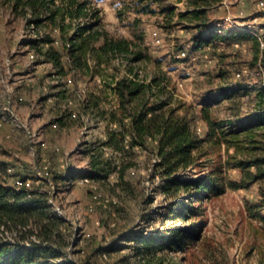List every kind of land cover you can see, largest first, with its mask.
Wrapping results in <instances>:
<instances>
[{"label":"rangeland","instance_id":"1","mask_svg":"<svg viewBox=\"0 0 264 264\" xmlns=\"http://www.w3.org/2000/svg\"><path fill=\"white\" fill-rule=\"evenodd\" d=\"M79 1H86L90 13L97 10L100 26L112 36L141 43L147 55L132 65L137 76L147 81L166 76L168 87L164 96L172 105H180V112L188 109L203 137L207 136V125L200 112L201 98L218 86L236 84L238 88L231 97L209 106L212 117L223 121L227 130L220 135L221 143L208 146L207 152L183 174L198 177L222 168L239 177V170L228 168L227 160L245 158L243 148L250 131H262L259 126L246 127L236 136L237 141L229 133L249 124V115L256 104L253 87L264 83V62L259 58L264 47L260 44V38L264 39L261 29L264 10L257 7L258 0H220L212 5L208 13L212 21L221 22L228 31L234 27L253 32L246 31V38L239 37L230 43L217 41L198 51L192 49L196 26L187 17H179L189 8L187 0ZM55 4L66 13L71 0H55ZM32 18L31 10H15L12 0H0V63L3 58L12 60L9 69L0 64V112L10 90L22 94L24 100L17 104L16 111L46 141V147L34 154L23 128L15 124L0 127V161L4 162L0 181L16 187L17 179L30 178L29 188L46 190L52 210L55 212V204L63 212V217L57 215L64 220L62 231L67 244L63 257L52 259L50 264H142L134 246H128L129 242L134 244L133 239L124 241L120 236L167 235L174 227L184 232L193 230L194 235L186 241L183 251L169 249L160 253L165 258L163 264H264V222L249 211V206L261 197L264 180L247 188L228 187L223 193L213 192L192 203L184 193L178 205L184 208L183 214L177 217L161 190L163 178L155 169L158 158L151 148H137L135 164L123 177L118 172L104 178L87 175L92 142L104 140L106 134L104 121L82 111L80 104L95 83L102 86L105 82L101 75H96L93 81L71 70L62 28L51 22L36 25ZM94 20L92 14L71 18L66 13L62 23L65 27L73 24L67 31L72 34L78 24ZM33 32L58 40L53 45L62 53L66 74L56 73L53 63L42 61L41 52L28 46ZM155 32L161 38L160 43L154 40ZM29 49L35 50V61H31ZM182 50L187 56L178 57ZM90 62L94 64L93 59ZM104 66L109 79L113 75H132L124 56ZM63 89L67 90L66 99ZM62 110L67 112L64 124L56 119ZM100 152L109 157L114 151L102 146ZM46 165L50 173L39 180L37 171L44 170ZM86 176L92 182L85 181ZM260 212L264 214V209ZM8 234L17 236V229ZM32 241L40 239L33 235L28 243Z\"/></svg>","mask_w":264,"mask_h":264},{"label":"trees","instance_id":"2","mask_svg":"<svg viewBox=\"0 0 264 264\" xmlns=\"http://www.w3.org/2000/svg\"><path fill=\"white\" fill-rule=\"evenodd\" d=\"M188 9L179 17L192 21L197 28L193 36L192 49L198 51L225 40L230 43L234 39L244 37L242 30L223 28L221 22L212 21L209 9L220 0H187ZM13 9L31 10L36 25L51 22L63 30L64 42L70 58V69L95 79L101 75L105 85L95 83L80 104V109L90 113L96 120L104 121L106 138L92 142L93 152L90 159L91 177H108L113 172L124 176L125 172L135 164L137 148L152 149L157 155L154 166L163 178L161 190L170 200L169 207L173 215L179 217L183 209L178 205L185 196L192 203L201 201L203 196L211 193H223L230 188H247L251 184L264 180V83L253 87L255 91V109L249 115L250 122L238 130H230L235 138L246 127L262 128L261 132L251 130L246 146V157L228 159V168L239 170V177H233L228 169H215L213 172L198 177L183 174L193 166L206 152L210 145L221 143V134L227 130L223 121L213 118L210 105L223 98L231 97L237 90L236 84H224L210 90L201 98V115L207 125V136L197 131L193 118L187 112H180V105H172L164 95L167 93V77H153L149 81L139 78L133 63L146 57V51L140 42L127 37H114L102 28L97 10L90 13L86 1L71 0L67 14L71 18L89 16L94 22L81 23L72 34L67 33L72 23L64 26L65 9L55 4V0H12ZM264 28V25L262 26ZM224 32V33H223ZM51 36L29 39L27 44L37 48L45 62L53 63L56 73L68 72L62 61V53L52 42ZM49 46L44 48V43ZM98 42H100L98 44ZM118 56H124L129 63L132 75L111 76L104 74L105 66ZM264 62V47L259 57ZM93 59L94 64L90 62ZM251 87V85H250ZM63 98H67L65 89ZM66 110H62L57 120L65 123ZM241 122V121H240ZM249 125V126H248ZM255 129V128H254ZM219 131V132H218ZM231 140V141H234ZM237 141V140H235ZM108 146L113 155L104 157L101 147ZM238 149V147H237ZM242 149V150H243ZM115 154V155H114ZM4 162L0 161V172ZM71 175V174H70ZM260 199L249 206L252 216L264 222V186H260ZM186 211V210H184ZM64 220L52 210L49 194L39 188H16L0 181V264H50L52 259L64 255L67 244L62 231ZM16 228L17 236H10L8 231ZM198 230V229H196ZM170 234L140 235L137 238L129 233L122 234L121 240L130 241L134 253L142 257V264H163L165 250L183 251L185 243L194 235L193 230L184 232L178 227L172 228ZM35 235L39 242L28 241ZM180 264V263H178Z\"/></svg>","mask_w":264,"mask_h":264},{"label":"built area","instance_id":"3","mask_svg":"<svg viewBox=\"0 0 264 264\" xmlns=\"http://www.w3.org/2000/svg\"><path fill=\"white\" fill-rule=\"evenodd\" d=\"M257 7L260 10H264V0H258ZM32 37L37 38L39 36H37V33L33 32ZM34 38H30V39H34ZM154 40L156 43L161 42V38L158 36L157 32H155ZM57 43H58V40H53L52 42V44H57ZM260 44L261 46H264V39L260 38ZM47 46H49V43L47 42L44 43V48H46ZM66 46H69V43H66ZM28 55L31 61L36 60L37 54L34 49H29ZM185 56H187V52L185 50H182L181 52L178 53V57H185ZM0 64H3V66L9 69L12 65V60L10 58H3ZM68 80L69 82H71L70 78ZM23 100H24V96L22 94H19L18 92H15L14 90L9 91V93L7 94L5 105L2 111L0 112V127H3L5 125H10V124H15L23 128L27 132V135H29L30 137V142L32 144L31 151L35 154L39 148L42 149L46 147V141L42 140L40 136L37 134V132H35L34 129L31 128L30 124L27 121H24L23 119H21L20 116L18 115L16 111L17 104H20ZM56 123L57 122H54L53 125H56ZM47 168L48 166L46 165L44 170L37 171L39 180H42L48 177L50 172ZM84 179L85 181H89V182L90 181L92 182L93 180V179L90 180V178L87 176L84 177ZM31 183H32V180L30 178H27L25 180L17 179L15 181V186L17 188H20V187L29 188ZM52 187L54 188V185ZM95 197L98 198V195H95ZM53 206H54L53 209L55 210V212L63 217V212L61 211V209L55 204H53Z\"/></svg>","mask_w":264,"mask_h":264},{"label":"crops","instance_id":"4","mask_svg":"<svg viewBox=\"0 0 264 264\" xmlns=\"http://www.w3.org/2000/svg\"><path fill=\"white\" fill-rule=\"evenodd\" d=\"M261 29H264V28H261ZM241 30H242L243 33H245L244 35H246V31L251 32V33L253 32V29L241 28ZM243 30H245V31H243ZM255 35H257V37H258V34L257 33H255ZM246 37L247 36H244V38H246ZM18 90H20V89H18Z\"/></svg>","mask_w":264,"mask_h":264}]
</instances>
